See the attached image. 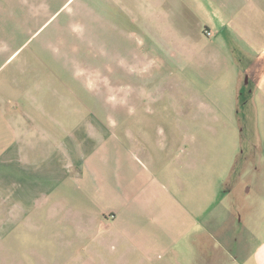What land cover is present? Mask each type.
<instances>
[{"label": "crops", "instance_id": "1", "mask_svg": "<svg viewBox=\"0 0 264 264\" xmlns=\"http://www.w3.org/2000/svg\"><path fill=\"white\" fill-rule=\"evenodd\" d=\"M27 1L0 0V34L14 32L4 19L19 24ZM108 1L146 19L185 6L197 19L190 41L205 75L222 83L224 116L172 150L140 133L109 142L82 135L57 155L51 139L43 167L30 161L38 151L26 143L30 122L18 119L6 153L14 154L13 217L11 230H0V264H264V0ZM178 33L173 49L150 47L147 78L187 69L189 31Z\"/></svg>", "mask_w": 264, "mask_h": 264}, {"label": "rangeland", "instance_id": "2", "mask_svg": "<svg viewBox=\"0 0 264 264\" xmlns=\"http://www.w3.org/2000/svg\"><path fill=\"white\" fill-rule=\"evenodd\" d=\"M20 4L19 24L16 19L14 23L4 19L5 29L15 25L14 32L0 34V59L6 63L0 69V96L4 95L6 107L0 230H11L14 154L7 157L6 153L18 132V119L20 124L30 122L26 143L35 141L38 149L30 161L43 167L42 159L51 151L45 142L51 139L57 155L70 150L71 142L82 135L109 142L140 133L145 141L155 139L172 150L178 139L204 138L205 123L224 116L222 83L209 81L205 75L200 47L190 41L197 19L185 6L180 13L146 19L139 13L130 15L124 3H113L110 8L108 0H28ZM179 29L189 31L184 50L189 66L185 71L180 66L165 68L164 78H147L150 47L173 49ZM141 122L150 129H141Z\"/></svg>", "mask_w": 264, "mask_h": 264}, {"label": "built area", "instance_id": "3", "mask_svg": "<svg viewBox=\"0 0 264 264\" xmlns=\"http://www.w3.org/2000/svg\"><path fill=\"white\" fill-rule=\"evenodd\" d=\"M207 35H208V36H211V35H212V33H211V32H208V33H207Z\"/></svg>", "mask_w": 264, "mask_h": 264}]
</instances>
